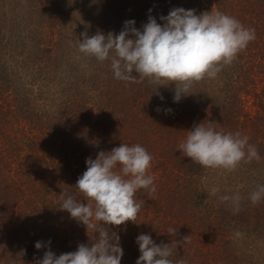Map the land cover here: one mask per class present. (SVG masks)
<instances>
[{
	"label": "trees",
	"instance_id": "16d2710c",
	"mask_svg": "<svg viewBox=\"0 0 264 264\" xmlns=\"http://www.w3.org/2000/svg\"><path fill=\"white\" fill-rule=\"evenodd\" d=\"M41 1L24 0L12 14L0 10V264H35L48 250L38 251L37 241L47 245L50 240L56 255L74 252L81 243L90 245L95 231L87 233L84 225L59 209L60 194L74 195L86 204L74 188L86 171V160L121 143L140 144L153 156L150 172L157 189L151 196L143 190L138 194L143 208L137 224L111 229L120 237L121 264H136L140 234H150L157 244L190 236V243L174 249V264L180 259L186 264H264V239L260 245H235L231 235L235 228L241 232L259 225V235L264 236V200L253 205L249 199L258 185H264V0H130L138 23L153 12L151 16L163 25L160 17L173 8L193 9L197 15L220 11L254 28L256 39L217 78L196 84L193 95L178 103L173 102L172 89L160 88L161 100L147 81L126 85L112 78L109 88L92 89L95 96L111 89V97L101 98L97 118L88 115L93 108L85 100L86 80L55 71L58 61L70 64L75 50L62 51L61 40L57 48L48 44L51 22ZM92 3L86 10L88 20L97 11ZM74 24L68 36L76 35L86 21L81 17ZM248 97L255 100L254 113L245 110ZM204 121L213 122L217 130L248 136L260 159L232 173L205 171L173 151L170 145L183 141L187 131ZM34 132L37 144L44 140L52 146V155L35 159L23 155ZM173 157L178 158L165 166L163 161ZM212 186L221 194L238 192L239 212L234 214L230 204L210 196L207 188ZM165 205L171 208L166 210ZM183 211L193 215L191 221H182ZM169 228L178 235L169 236ZM200 232L206 245L198 239ZM22 249L26 255L17 258Z\"/></svg>",
	"mask_w": 264,
	"mask_h": 264
},
{
	"label": "clouds",
	"instance_id": "9594fccd",
	"mask_svg": "<svg viewBox=\"0 0 264 264\" xmlns=\"http://www.w3.org/2000/svg\"><path fill=\"white\" fill-rule=\"evenodd\" d=\"M160 20L163 25L150 15L142 30L135 27L134 20L125 21L119 34L105 35L98 31L90 36L85 31L78 41V51L99 63L109 62L114 78L126 85L147 81L155 87L154 94L161 100L164 98L159 89H172L173 102L178 103L193 95L196 84L217 78L256 39L254 28H247L235 17L220 11L197 15L193 9L173 8ZM165 111L171 112V109ZM178 151L205 171L232 173L243 164L260 159L248 136L217 130L209 121L187 131ZM152 161L153 156L140 144L121 143L110 152L100 151L96 159L89 157L86 171L74 187L87 203L62 192L59 209L84 225L87 233L93 229L96 239H91L90 245L81 243L76 251L60 255L51 250L50 240L47 245L37 241L38 251L45 247L48 250L35 264H121L124 252L120 237L111 229L128 222L137 224L143 208L138 194L141 190L150 196L156 193L155 178L150 172ZM208 194L230 204L234 214L239 212L238 192L221 194L220 188L213 186ZM249 199L253 205L264 200V185H258ZM168 234L176 237L178 232L169 228ZM234 236L240 238L242 233L236 231ZM190 242L191 237L185 236L170 244H157L150 234H140L136 240L140 252L136 264H174L171 259L174 249ZM24 255L26 250L22 249L16 257ZM175 264L186 262L180 259Z\"/></svg>",
	"mask_w": 264,
	"mask_h": 264
},
{
	"label": "rangeland",
	"instance_id": "374dc122",
	"mask_svg": "<svg viewBox=\"0 0 264 264\" xmlns=\"http://www.w3.org/2000/svg\"><path fill=\"white\" fill-rule=\"evenodd\" d=\"M89 1V2H88ZM90 2H93L91 5L96 7V10L94 12V15H91L88 20V7L90 5ZM25 3L24 0H0V10L3 12H7L9 14H12V10L20 9V6ZM41 3H44V7L46 8L45 15H47V21H50L51 24L49 25L48 33L50 36V42L48 44L52 45L53 47L58 46L57 41L61 40L62 42V51H66V47L69 49L75 50L71 54V58L69 59L70 64L68 66H63L62 62L58 61L57 66L55 68V71L57 70V73L61 72L64 73L65 77H78L86 80L88 94L85 95V100L90 105L93 110L88 113L89 117L91 118H97L99 116V107L101 98H104L103 94H106V96L111 97V89L106 90L101 95L95 96L92 89L93 88H100V89H107L110 87V79L114 78L113 73L110 70L109 62L105 63H99L94 58L85 57L78 51V41L81 37V34L85 31L88 32V34L95 35L98 31L102 32L103 34L107 35L109 32H114L116 34H119L121 30L124 28L125 21L134 20L133 17H136V15L133 13L137 10V8L130 3V0H43ZM87 10V11H86ZM149 14H153V12H148ZM0 14V15H2ZM81 17H84V20L86 21V25L81 26L76 29L77 33L76 35L71 34L68 36V33H70V30L72 31L75 29V20L81 19ZM149 17L143 16L139 23L136 21L135 27L139 30H142V27H139L140 24H144ZM46 19V18H45ZM67 23V24H66ZM74 24V25H73ZM77 27V26H76ZM67 37H70L69 39ZM72 47V48H71ZM79 53V54H78ZM24 68V67H23ZM73 69L75 71V74L73 72ZM22 71V77L25 76V70ZM77 78V80H79ZM118 81V80H116ZM82 86V85H81ZM85 93V89H84ZM92 95V96H90ZM254 98L248 97L245 101V110L249 113H254L256 110V107L254 106ZM2 102H12V99H3ZM7 109V108H6ZM94 111V112H93ZM11 115L13 114H10ZM38 132H34L32 135L30 144H27L26 150L24 151V156L28 155L30 159H35L36 157H45L52 155L53 148H49L48 142L44 140H36ZM172 136V134H171ZM170 141V140H169ZM168 141V142H169ZM182 141H178V143H174L170 146H173V151H178V145ZM173 143V142H169ZM49 149L52 152L49 153ZM27 157V158H28ZM178 158V157H177ZM177 158H172L168 161V158L164 160L165 166H168L171 163H174ZM165 169L164 167L162 168ZM170 174V173H169ZM163 176V175H162ZM166 181H164L165 183ZM213 187V186H212ZM210 188H207V191L210 190ZM219 204V202H218ZM217 204V205H218ZM171 207H167L165 205V209L169 210ZM164 209V211H165ZM173 209V208H172ZM183 211L180 214V218L183 222L191 221V217L193 215H190L188 212L184 213ZM173 213V212H172ZM194 220V218H193ZM259 225H253L248 226L246 228L241 229L242 237L236 238L234 236V233L238 231V229H233L231 232L232 239L235 241V245H241V243H246L244 245H250L252 243L259 244L261 239H264V236L262 237V234L259 235L260 231ZM203 232L199 233L198 239L201 240V242L206 245V237L204 236ZM203 237V239H201ZM261 237V238H260ZM238 240V241H236ZM209 248V247H208ZM210 255H212V252L210 251Z\"/></svg>",
	"mask_w": 264,
	"mask_h": 264
}]
</instances>
